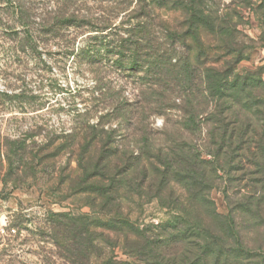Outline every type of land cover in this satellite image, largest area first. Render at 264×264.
I'll return each instance as SVG.
<instances>
[{
  "label": "trees",
  "instance_id": "trees-1",
  "mask_svg": "<svg viewBox=\"0 0 264 264\" xmlns=\"http://www.w3.org/2000/svg\"><path fill=\"white\" fill-rule=\"evenodd\" d=\"M160 1L184 13L181 43L150 39L142 9L129 28L95 26L116 36L99 45L107 58L77 61L93 73V89L46 157H76L71 196L91 210L52 213L54 243L72 264H90L116 246L145 264H264V70L237 68L249 48L244 10L257 4L264 18V0L225 7L219 0L217 8L210 0ZM115 74L116 85L105 81ZM156 116L161 130L152 125ZM220 186L227 215L210 196ZM151 203L165 216L141 228ZM251 227L262 229L253 246ZM106 263L134 264L114 255Z\"/></svg>",
  "mask_w": 264,
  "mask_h": 264
},
{
  "label": "rangeland",
  "instance_id": "rangeland-1",
  "mask_svg": "<svg viewBox=\"0 0 264 264\" xmlns=\"http://www.w3.org/2000/svg\"><path fill=\"white\" fill-rule=\"evenodd\" d=\"M160 2L0 0V211L17 230L1 248L0 264H72L55 245L49 219H53L52 213L90 212L91 208L71 196L76 157L69 152L50 158L46 155L55 153L63 130L71 131L74 113L85 110L93 89V73L77 61L108 57L110 53L99 45L116 36L105 37L106 32L95 31V26L124 22L129 28L136 22L132 16L142 9L149 11L143 19L150 26V39L181 43L183 37L176 34L182 31L184 13L171 4L160 6ZM231 2L222 0V6ZM209 4L217 8L219 0H210ZM256 6L244 10L245 23L240 28L248 36L249 48L247 58L237 66L239 71L264 70V18ZM95 36L99 38L95 40ZM191 40L187 37L186 41ZM86 45H90L89 50L79 51ZM120 77L107 75L105 81L116 85ZM127 79L133 82V78ZM126 90L133 92L132 88ZM151 121L156 130H161V116ZM231 194V200H235V193ZM210 196L218 212L227 215L229 203L223 186L214 187ZM163 216L165 211L154 203L146 204L141 228H154L151 224H157ZM238 221L241 228L242 219ZM261 230L249 229L251 246L258 244ZM111 255L145 264L126 255L121 246L93 255L90 264H107Z\"/></svg>",
  "mask_w": 264,
  "mask_h": 264
},
{
  "label": "built area",
  "instance_id": "built-area-1",
  "mask_svg": "<svg viewBox=\"0 0 264 264\" xmlns=\"http://www.w3.org/2000/svg\"><path fill=\"white\" fill-rule=\"evenodd\" d=\"M17 230L11 225L9 218L0 211V251L6 240L15 236Z\"/></svg>",
  "mask_w": 264,
  "mask_h": 264
}]
</instances>
